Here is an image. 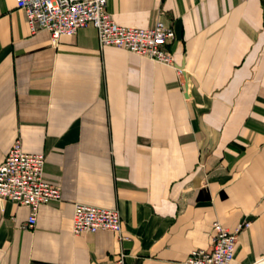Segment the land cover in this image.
Instances as JSON below:
<instances>
[{
    "label": "crops",
    "instance_id": "obj_1",
    "mask_svg": "<svg viewBox=\"0 0 264 264\" xmlns=\"http://www.w3.org/2000/svg\"><path fill=\"white\" fill-rule=\"evenodd\" d=\"M104 10L123 25H170L181 71L99 46L91 24L52 43L0 0V160L17 138L43 154L42 177L60 192L29 227L27 207L1 199L0 264H174L210 246L212 221H247L229 264H264V0ZM74 201L116 208L125 237L72 233Z\"/></svg>",
    "mask_w": 264,
    "mask_h": 264
},
{
    "label": "built area",
    "instance_id": "obj_2",
    "mask_svg": "<svg viewBox=\"0 0 264 264\" xmlns=\"http://www.w3.org/2000/svg\"><path fill=\"white\" fill-rule=\"evenodd\" d=\"M104 3L105 0H14L15 6L22 10L29 29H44L52 43L62 33H72L79 26L91 24L99 46L112 44L172 65L176 73L181 71L167 51V44L173 35L170 25L164 24L158 17L147 27L119 24L104 10ZM42 162L41 152L23 151L17 138L11 141L0 160V207L3 198L25 205L28 209L24 222L26 227L32 226L38 204L60 198L58 185L42 177ZM247 224L243 221L228 229L212 221L210 246L191 248L174 264H229L236 232ZM96 229L112 230L117 239L125 237L116 208L74 201L70 231L78 233ZM122 256L123 253L119 252L116 261L121 262Z\"/></svg>",
    "mask_w": 264,
    "mask_h": 264
}]
</instances>
